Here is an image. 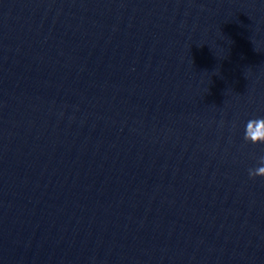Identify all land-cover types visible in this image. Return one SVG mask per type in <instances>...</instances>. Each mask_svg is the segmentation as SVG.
Wrapping results in <instances>:
<instances>
[{"label":"clouds","instance_id":"1","mask_svg":"<svg viewBox=\"0 0 264 264\" xmlns=\"http://www.w3.org/2000/svg\"><path fill=\"white\" fill-rule=\"evenodd\" d=\"M243 140L246 144L264 145V117H256L246 122ZM250 179L264 178V154L257 160V166L248 169Z\"/></svg>","mask_w":264,"mask_h":264}]
</instances>
